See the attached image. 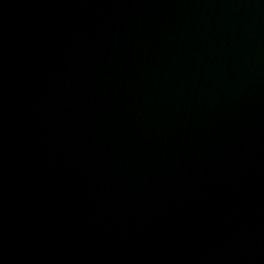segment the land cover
<instances>
[{
    "label": "water",
    "instance_id": "95a60500",
    "mask_svg": "<svg viewBox=\"0 0 264 264\" xmlns=\"http://www.w3.org/2000/svg\"><path fill=\"white\" fill-rule=\"evenodd\" d=\"M0 16L264 149V0H0Z\"/></svg>",
    "mask_w": 264,
    "mask_h": 264
}]
</instances>
